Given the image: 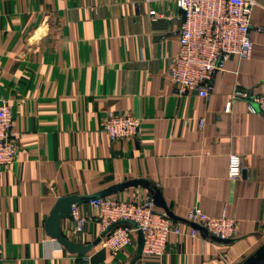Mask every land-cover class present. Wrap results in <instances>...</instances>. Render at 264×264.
I'll return each instance as SVG.
<instances>
[{
	"label": "crops",
	"instance_id": "crops-1",
	"mask_svg": "<svg viewBox=\"0 0 264 264\" xmlns=\"http://www.w3.org/2000/svg\"><path fill=\"white\" fill-rule=\"evenodd\" d=\"M182 19L175 0H0V93L17 148L0 173V264H73L83 256L130 264L137 245L114 256L98 243L79 255L44 228L58 196L130 178L155 184L182 230L169 234L162 261L134 264H237L264 242V116L247 107L264 91V0L252 10L250 56H230L208 98L173 93L168 69ZM236 89L248 96L232 99ZM124 111L139 115L144 131L111 141L102 120ZM231 153L241 156L238 178L228 175ZM195 205L234 217L236 235L192 236L187 214ZM77 214L90 216L84 231L73 230V216L62 220L64 234L82 244L102 235L94 209L84 202Z\"/></svg>",
	"mask_w": 264,
	"mask_h": 264
},
{
	"label": "built area",
	"instance_id": "built-area-1",
	"mask_svg": "<svg viewBox=\"0 0 264 264\" xmlns=\"http://www.w3.org/2000/svg\"><path fill=\"white\" fill-rule=\"evenodd\" d=\"M182 10L183 19L178 28L179 48L168 76L174 85V95L181 97L188 91L208 98L216 76L226 70V62L232 55L239 59L250 56L253 41L250 35L251 14L257 0H175ZM155 13L154 10L151 11ZM262 30V27H258ZM247 92L234 90L233 98L247 97ZM250 112L264 116V91L248 101ZM13 114L9 102L0 93V173L16 159V144L12 132ZM102 131L111 141L139 138L144 129L142 118L132 112L108 114L102 120ZM241 156L231 153L228 157V175L241 176ZM117 194V193H116ZM116 194L91 197L85 204L96 211L101 231L121 220H131L135 225L120 223L113 226L99 244L112 255L137 245L135 234L140 229L144 244L139 258H155L159 261L170 252L169 234L181 233V226L158 208L146 190L142 195L123 199ZM73 205L75 232H83L90 217L78 215ZM89 216V217H88ZM187 219L205 227L221 238H233L237 233L234 217L221 214L213 216L199 206H193ZM192 236L198 230L192 228ZM61 249L62 246L60 245ZM73 264H92L88 256L74 257Z\"/></svg>",
	"mask_w": 264,
	"mask_h": 264
},
{
	"label": "water",
	"instance_id": "water-1",
	"mask_svg": "<svg viewBox=\"0 0 264 264\" xmlns=\"http://www.w3.org/2000/svg\"><path fill=\"white\" fill-rule=\"evenodd\" d=\"M131 187H141L146 189L154 202V204L162 209L171 219H181L176 216L172 210H170L164 200L162 192L160 189L153 184L150 180L146 178H130L121 182L113 183L106 188H103L97 192L90 194H68L61 195L56 198V201L50 210L49 215L46 218L44 228L46 233L56 239L60 244H62L67 250L72 253H77L79 255L86 254L94 245L98 244L102 237L109 233V230L120 223H127L135 225L131 220H121L113 223L108 230L102 233L101 236L96 238L93 242L88 244L78 243L70 239L66 234H64L62 229V220L73 217V205H82L91 197H103L112 194L122 192ZM186 220V219H185ZM190 221V220H189ZM193 228L200 229L206 232L211 238L217 241H230L232 238H221L214 234H211L205 227L198 223L191 221ZM144 244V237L142 231L139 229L137 231V247L134 257L132 258L130 264H134L136 259L139 257ZM237 264H264V242H262L251 254L246 256L242 261Z\"/></svg>",
	"mask_w": 264,
	"mask_h": 264
},
{
	"label": "trees",
	"instance_id": "trees-1",
	"mask_svg": "<svg viewBox=\"0 0 264 264\" xmlns=\"http://www.w3.org/2000/svg\"><path fill=\"white\" fill-rule=\"evenodd\" d=\"M124 224H127V223H124Z\"/></svg>",
	"mask_w": 264,
	"mask_h": 264
}]
</instances>
